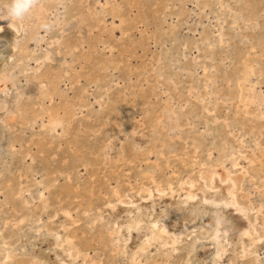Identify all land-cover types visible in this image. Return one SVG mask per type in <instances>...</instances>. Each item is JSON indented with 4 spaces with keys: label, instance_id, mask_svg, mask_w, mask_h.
<instances>
[{
    "label": "rangeland",
    "instance_id": "1",
    "mask_svg": "<svg viewBox=\"0 0 264 264\" xmlns=\"http://www.w3.org/2000/svg\"><path fill=\"white\" fill-rule=\"evenodd\" d=\"M13 23L14 54L0 61V264H264V0H37ZM213 172L262 238L241 259L230 246L217 258L199 196L181 191L172 208L199 214L192 234L148 242L158 226L129 228L138 210L160 222L172 210L158 190L192 178L220 202Z\"/></svg>",
    "mask_w": 264,
    "mask_h": 264
},
{
    "label": "bare ground",
    "instance_id": "2",
    "mask_svg": "<svg viewBox=\"0 0 264 264\" xmlns=\"http://www.w3.org/2000/svg\"><path fill=\"white\" fill-rule=\"evenodd\" d=\"M2 30L4 31L5 36H8L9 43L7 48L0 50V61L2 60L7 61L14 54L15 47L12 44L11 40L12 38L17 36L18 28L15 26L13 22L10 21V19H8L7 21L6 20L0 21V32ZM253 110L254 108H250V111ZM53 124L54 125L57 124L55 119L53 120ZM216 176L217 173L213 172L211 180H213V183L216 186L215 189L218 188V190H220V192L222 193L223 199L220 200V202L216 201L215 198L210 200L209 197L207 198L208 195L206 197L202 196V194L206 190L213 189L214 188L213 186L210 187V185H208L207 183L205 184V186H203L196 181V178H192L188 182H182L181 184H179L180 188L177 190L176 189L173 190L171 187L167 191L158 190L159 191L158 192L159 194L157 195L158 201L159 199L164 198L166 200L168 208H171L172 210L170 211L166 208L167 210L165 211L166 214L162 216L160 222L158 221V218H160L161 216L154 215L153 213L146 212L145 210H138L136 213L133 212L134 215L128 225L129 228L134 229L137 227L147 226L150 227L151 230V228L158 226L160 234L157 235L156 238L152 236H148L147 238L148 242L162 241L163 236H166L171 240L172 243H175L180 238L187 237L188 235L192 234L195 231L198 221L200 219L199 214L196 215L195 213H190L186 211L185 208L182 207L181 209L182 215H177V211H175L172 208L174 203L172 195L181 191L185 200L187 201L193 200L194 198L199 196V199L201 200V203L204 206V208L203 207L202 208L204 211H206L207 220L212 222V228L211 231L208 233V237L210 238L209 244L213 245L216 248L217 258H221L223 254L227 251V246H230L231 248H233V251L235 252L234 253L235 258L237 260L241 259L243 256L241 258L239 257L240 254L239 248L241 249L242 247V251L240 254L242 255L243 253L246 252L244 248V245L246 243L249 244L250 246L252 245L255 247V244L261 241L262 238H260V236L257 235V231L254 226V221L252 219V216L250 215L252 213V209L248 207L246 208L243 205H241L237 197L235 196L234 184L232 180L226 176L225 181L221 180L223 183L220 184L219 182L216 181ZM154 197L155 196L153 192L149 191L146 200L154 203L155 202L154 199H157ZM121 203L123 202L121 201L118 204L121 205ZM218 204H220V208L223 210V214L219 216L217 215L216 212L213 211L212 208ZM108 207L111 208V210L112 209L115 210V212L117 213L120 212V209H118V206L115 204L109 205ZM131 213L132 211L128 209H124L123 211V214H126L125 215L126 217ZM229 230H231L233 233L231 238L227 237V233L229 232ZM51 244L53 247H58L59 245L55 240H53ZM249 250L251 249L249 248ZM190 258L193 261L194 254H191Z\"/></svg>",
    "mask_w": 264,
    "mask_h": 264
},
{
    "label": "clouds",
    "instance_id": "3",
    "mask_svg": "<svg viewBox=\"0 0 264 264\" xmlns=\"http://www.w3.org/2000/svg\"><path fill=\"white\" fill-rule=\"evenodd\" d=\"M37 0H9L7 7L3 9L2 15L13 21H23L32 9L36 6ZM43 29H49L47 24L42 25Z\"/></svg>",
    "mask_w": 264,
    "mask_h": 264
}]
</instances>
